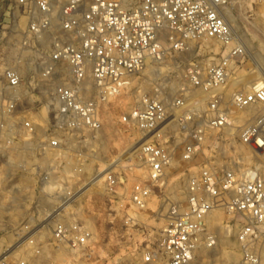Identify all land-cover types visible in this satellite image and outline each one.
Segmentation results:
<instances>
[{
    "label": "built area",
    "instance_id": "obj_1",
    "mask_svg": "<svg viewBox=\"0 0 264 264\" xmlns=\"http://www.w3.org/2000/svg\"><path fill=\"white\" fill-rule=\"evenodd\" d=\"M227 4L0 0V264H191L230 230L246 262L264 264V78L234 76L247 49ZM203 41L218 50L171 77L167 60ZM121 97L138 143L94 169L83 134L98 138ZM133 154L142 173L128 187ZM101 186L104 211L124 217V231L104 227L139 236L121 256L95 228Z\"/></svg>",
    "mask_w": 264,
    "mask_h": 264
},
{
    "label": "rangeland",
    "instance_id": "obj_2",
    "mask_svg": "<svg viewBox=\"0 0 264 264\" xmlns=\"http://www.w3.org/2000/svg\"><path fill=\"white\" fill-rule=\"evenodd\" d=\"M226 15L234 26L236 34L245 42L247 49V56L239 63L236 68L235 75L240 77L243 82V86H247L258 77L264 78V0H228ZM22 26L25 25V21L21 22ZM207 46L212 47L215 51L218 50V44L213 41H203L194 46V49L189 54H184L176 58L167 60L165 70L169 72L171 77H174L177 81L182 82L184 79V72L189 67L191 61L195 58H205ZM3 57L6 63H12L17 53L12 52L7 44H4L2 50ZM257 63V64H256ZM27 74V73H26ZM247 84V85H246ZM30 104V100L27 101ZM131 104V100L127 97H121L118 101L112 105L105 107L104 117V129L98 138H94V134L84 133V139L86 144L84 145L82 152L85 158L86 165L92 166L94 169H102L109 161L113 159H120L121 154L129 148V151H134L138 143V134L135 130L126 128L123 124H120L118 118L121 113L125 112ZM76 147H73L69 152V157L72 158L76 153ZM133 167L134 170L127 172L129 179L125 183H128V187L131 186L141 176L142 171L139 169L141 163L138 158L133 154ZM71 167L76 164L75 160H71ZM76 166V165H75ZM181 180L178 182L176 189L179 190V184H182ZM29 198V195H19L15 197L16 201L24 203ZM97 202L98 210H96V216L93 221L96 224V230L98 235L103 239V244L106 249L111 251L113 249L115 254L121 256L127 253L132 247L135 241L139 240V236H133V241H128L127 237L117 238L113 235L110 229L105 228V222L109 220L115 221V227L120 228L122 221L124 220L123 213H118L114 218L110 217L104 211V206H109L108 196L105 190L101 186V196H99ZM85 198L84 203L92 210L93 204L91 201L87 202ZM6 205V203H5ZM8 206V205H7ZM6 214V213H4ZM142 222H153V218L150 214H143L139 217ZM157 226H160L158 220ZM122 230V229H121ZM124 231V230H122ZM258 249L264 255V244H259ZM191 264H249L246 262L239 246L234 239V230L226 233L221 237L218 246L212 250L199 252Z\"/></svg>",
    "mask_w": 264,
    "mask_h": 264
},
{
    "label": "bare ground",
    "instance_id": "obj_3",
    "mask_svg": "<svg viewBox=\"0 0 264 264\" xmlns=\"http://www.w3.org/2000/svg\"><path fill=\"white\" fill-rule=\"evenodd\" d=\"M257 64V63H256ZM264 74V73H263ZM251 83V82H250ZM250 83H248V84H250ZM247 85V84H246ZM102 176V174L101 175H99L98 177L100 178Z\"/></svg>",
    "mask_w": 264,
    "mask_h": 264
}]
</instances>
